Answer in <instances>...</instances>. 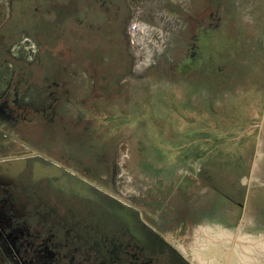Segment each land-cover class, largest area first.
Wrapping results in <instances>:
<instances>
[{
	"label": "rangeland",
	"instance_id": "rangeland-1",
	"mask_svg": "<svg viewBox=\"0 0 264 264\" xmlns=\"http://www.w3.org/2000/svg\"><path fill=\"white\" fill-rule=\"evenodd\" d=\"M206 7L209 69L187 61L186 15ZM5 95L31 144L83 175L25 160L48 193L63 175L56 190L128 214L160 249L148 223L196 264H264V0H0ZM253 163L236 233L242 209L214 188L245 190ZM2 169L1 183L21 172Z\"/></svg>",
	"mask_w": 264,
	"mask_h": 264
},
{
	"label": "flooded vegetation",
	"instance_id": "flooded-vegetation-1",
	"mask_svg": "<svg viewBox=\"0 0 264 264\" xmlns=\"http://www.w3.org/2000/svg\"><path fill=\"white\" fill-rule=\"evenodd\" d=\"M209 7L186 15L192 36L187 61L211 56L217 13ZM23 127L10 97H0V171L2 163L21 169L10 183L0 182V264H196L160 228L147 222L174 251L144 239L128 214L118 218L89 198L56 190L65 183L63 175L52 178L59 185L53 183L55 193H48L47 177L32 174L25 160L41 157L43 170L54 165L69 175H83L33 146Z\"/></svg>",
	"mask_w": 264,
	"mask_h": 264
},
{
	"label": "crops",
	"instance_id": "crops-1",
	"mask_svg": "<svg viewBox=\"0 0 264 264\" xmlns=\"http://www.w3.org/2000/svg\"><path fill=\"white\" fill-rule=\"evenodd\" d=\"M193 59L196 60V57L192 58L191 60L194 61ZM195 63H196V61L194 62V64ZM208 63H210V61ZM185 65L187 66V64H185ZM190 65L194 66L193 64H190ZM218 70H220L219 67H218ZM259 128L260 129H262V128L264 129V114L261 117ZM257 137H258V135H257ZM253 168H254V163H253V165H251V171L249 173V178H248V182H247L245 190L241 188V184H235V183H232V181H229V180H226V182H222V183H219V184L215 185L216 187L214 186L215 187L214 190H216V192H217L216 194H217V196L220 199L227 200L228 204H233L234 203L238 208L242 209V210H240V209L237 208L240 211L239 212L240 213V217H239V221H238V225H237L238 228H236V233L240 232V227H241L244 215H245V209H246V206H247V202L250 201L249 197H248L249 196L248 193H249L250 182H251L250 180H251V174H252ZM212 178H214L213 175H211V178L209 176V179H212ZM212 181H213V179H212ZM222 216L224 218H226L228 216L230 217L229 213H223Z\"/></svg>",
	"mask_w": 264,
	"mask_h": 264
},
{
	"label": "trees",
	"instance_id": "trees-1",
	"mask_svg": "<svg viewBox=\"0 0 264 264\" xmlns=\"http://www.w3.org/2000/svg\"><path fill=\"white\" fill-rule=\"evenodd\" d=\"M226 49L228 50L229 48L224 46V48H223L222 50H223V51L225 50L224 52L226 53V52H228ZM210 57H211V56H210ZM214 58H215V57L212 56V59H211V60H214ZM211 60H210V63H208V62H207V63H205V62L203 63V62H201V61L198 60V64H197V66H199V67H204V68H206V69H207V68L209 69V65L211 64ZM202 64H203V65H202Z\"/></svg>",
	"mask_w": 264,
	"mask_h": 264
},
{
	"label": "built area",
	"instance_id": "built-area-1",
	"mask_svg": "<svg viewBox=\"0 0 264 264\" xmlns=\"http://www.w3.org/2000/svg\"><path fill=\"white\" fill-rule=\"evenodd\" d=\"M127 29L129 32H136V30L138 29V26L136 25V23H129L127 26Z\"/></svg>",
	"mask_w": 264,
	"mask_h": 264
},
{
	"label": "bare ground",
	"instance_id": "bare-ground-1",
	"mask_svg": "<svg viewBox=\"0 0 264 264\" xmlns=\"http://www.w3.org/2000/svg\"><path fill=\"white\" fill-rule=\"evenodd\" d=\"M212 202V201H211ZM211 205V204H210Z\"/></svg>",
	"mask_w": 264,
	"mask_h": 264
}]
</instances>
